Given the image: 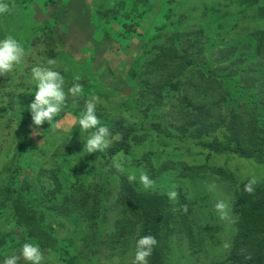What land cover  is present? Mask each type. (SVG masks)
Segmentation results:
<instances>
[{
  "label": "rangeland",
  "instance_id": "rangeland-1",
  "mask_svg": "<svg viewBox=\"0 0 264 264\" xmlns=\"http://www.w3.org/2000/svg\"><path fill=\"white\" fill-rule=\"evenodd\" d=\"M176 1L4 0L9 10L0 14V38L16 37L25 55L13 71L0 76V187L12 190L23 203L0 206V261L15 253L20 257L18 264H28L19 249L25 242H34L43 253V264H133L135 235L116 246L105 241L116 229L122 177L135 174L137 179L132 182L145 189L139 182L141 173L155 181L147 193L158 191L175 207L180 195L192 202V212L184 223L174 224L177 218H171V228H164V264H220L228 257L238 208L231 182L212 172L223 169L240 183L250 180L254 186H263L264 162L232 153L216 154L207 144L182 136L172 125L168 109L146 115L138 108L146 103L139 98V85L145 81L139 68L145 63V50L155 45L161 33L173 34L183 13L187 17L179 28L182 32L209 24L204 8L190 11L191 5L203 0ZM172 8L177 14H172ZM241 19L243 26L247 21ZM48 60L55 64L48 65ZM37 65L59 71L64 78L66 99L62 112L54 118L60 121L58 125L45 122L35 126L27 110L36 89L31 70ZM133 70L139 77L132 76ZM237 80L236 85L227 84L232 93L228 99L233 97L240 108L255 104L258 94L241 89ZM75 84L81 86V95L68 92ZM90 101L96 104L98 118L113 116L134 125L139 118L144 121L139 135L145 138L133 144L129 153L112 159L114 170L105 165V157L92 158L84 148L90 133L80 131L78 117ZM109 141L110 147L114 139L109 137ZM204 167L208 170H198ZM53 174L65 187L58 202L47 199L54 189ZM78 181L103 192L101 245L88 232L86 220L67 213L62 204ZM170 192L176 193L175 198L169 197ZM221 201L226 205L223 218L215 207ZM17 210H24L37 220L39 229L53 235L55 246L48 247L50 241L42 231H30L29 221ZM190 232L193 238L188 237ZM92 239L96 246H91Z\"/></svg>",
  "mask_w": 264,
  "mask_h": 264
},
{
  "label": "trees",
  "instance_id": "trees-1",
  "mask_svg": "<svg viewBox=\"0 0 264 264\" xmlns=\"http://www.w3.org/2000/svg\"><path fill=\"white\" fill-rule=\"evenodd\" d=\"M190 8V11L204 8L208 26L182 32L179 28L185 25L187 17L183 13V20L173 34L161 33L156 37L155 45L145 50L144 65L139 67L144 71L145 80L142 79V85H139V98L146 103L143 109L138 108L146 115L168 109L172 125L182 136L207 144L216 154L232 153L264 162V0H203ZM173 13L177 14L176 8H172ZM241 18L247 21L246 26H242ZM160 28L157 27V33ZM223 38L227 41H222ZM135 71L132 76L139 77ZM236 79L242 85L241 89L258 94L260 98L255 104L240 108L233 97L228 99L232 93L227 84L236 85ZM103 116L99 119L108 126L113 137L118 135L120 139H114L105 151L92 153V158L105 157V165L114 170L112 159L120 153H129L133 144H139L145 138L139 135L144 121L139 118V123L134 125L113 116ZM153 127L157 128L158 124ZM206 139L211 140L209 144ZM206 168L198 170H208ZM212 173L231 182L238 208L232 249L220 264H264V185H252L253 191L249 193L244 187L250 180L240 183L223 169H215ZM51 180L54 189L47 199L58 202L65 187L56 174ZM71 188L63 206L67 213L79 214L86 220L83 221L87 223L88 232L94 233L92 238L98 239L101 245L103 227L99 221L105 209L103 192L99 187L91 190L79 181ZM147 192L122 177V190L116 205V229L105 243H116V246L120 241L127 242L130 236L135 235L138 240L153 235L158 243L149 263L164 264L167 262L164 228H171V218H177L174 224L184 223L192 212V202L180 195L181 200L175 207L158 191L155 194ZM0 198H5L0 202L4 207L23 203L18 199L22 197H16L9 188L0 187ZM17 212L29 221L30 231H42L50 241L48 247L55 246L57 240L39 229L37 220L24 210ZM187 227L192 231L191 226ZM188 237L193 238V234L190 232ZM93 239L90 241L92 247L97 245Z\"/></svg>",
  "mask_w": 264,
  "mask_h": 264
},
{
  "label": "clouds",
  "instance_id": "clouds-1",
  "mask_svg": "<svg viewBox=\"0 0 264 264\" xmlns=\"http://www.w3.org/2000/svg\"><path fill=\"white\" fill-rule=\"evenodd\" d=\"M9 10L8 4L0 0V14ZM25 55V48L22 42L12 35L0 38V76L13 71L14 67L19 65ZM48 65L55 64V61L48 60ZM32 79L36 84L34 99L28 105L27 110L31 115L35 126H40L47 122L48 124H59L58 117L63 110L66 93L64 91V78L59 71L53 70L48 66H35L31 70ZM72 95H81L82 90L79 84H75L68 89ZM95 97H93V101ZM78 126L80 131L89 132L86 144L87 152H103L109 147V137L119 140L120 137L112 136L108 126L101 122L96 115V104L92 101L86 103V109L78 117ZM75 167V166H74ZM129 181H135V174L128 177ZM139 182L145 189L152 188L155 181L150 179L146 173L139 175ZM254 181L245 185L244 190L251 193L253 191ZM176 193L170 192L169 197L175 198ZM217 211L223 218L226 215V205L221 201L216 204ZM158 241L153 235H145L136 241V252L133 264H148V258L151 256L154 247ZM20 255L28 264H43L44 256L38 244L34 242H25L19 249ZM19 256L15 253L6 257L0 264H18Z\"/></svg>",
  "mask_w": 264,
  "mask_h": 264
}]
</instances>
